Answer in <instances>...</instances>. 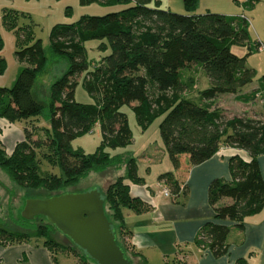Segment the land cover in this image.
<instances>
[{
	"label": "trees",
	"instance_id": "16d2710c",
	"mask_svg": "<svg viewBox=\"0 0 264 264\" xmlns=\"http://www.w3.org/2000/svg\"><path fill=\"white\" fill-rule=\"evenodd\" d=\"M197 1L184 0L189 14L180 15L159 9V0H79L82 6L122 4L127 8L103 16H84L74 24L52 28V52L66 60L68 67L49 86L45 103L33 95L37 80L47 68L42 43L35 40L24 47L32 37L27 30L16 29L17 12L4 9L2 13V25L14 31L16 37L15 58L27 66L12 87H0V118L12 124L22 123L23 132V140L16 143L10 154H6L0 141V170L21 189L58 195L91 172L125 166V175L116 178L102 194L117 243L129 260L126 243L120 242L125 235L122 211L141 213L147 205L132 197L125 183L142 182L137 175L136 159L129 154L110 157L106 151L126 148L132 142L128 117L120 111L122 106L131 108L144 131L161 118L160 136L173 170L161 174L158 180L169 190L170 198L177 200L184 194L187 176L194 166L211 159L221 147H228L246 152L249 160L229 158L230 180L211 181L207 195L215 219H227L235 223L234 228L242 229L244 218L264 208V179L258 161L264 154V118L244 113L228 119L222 109L215 107L219 95L235 96L243 104L254 103L259 94L264 100V75L259 89L240 94L252 83L255 71L246 64L250 52L238 57L232 48L250 43L249 25L243 17L211 12L195 15ZM92 40L106 41L110 53L90 70L84 44ZM2 44L0 38V51ZM255 47H260L258 42ZM191 66L203 69L208 88L196 89L194 77L186 72ZM5 70V60L0 57V76ZM82 76L84 89L93 100L91 104L75 100L77 78ZM42 114L49 128L34 122ZM96 124L101 147L93 154L74 150L71 143L89 134ZM49 168H57L59 174ZM224 199L231 203L218 207L216 204ZM20 219L27 221L19 214L17 224ZM44 222L46 226L24 230L34 229V237L44 239L43 245L50 251L71 250L83 263L89 261L72 244L57 243L50 235L57 230ZM230 231L231 227L226 225L206 222L195 243L208 249L213 257H222L228 251ZM30 237L27 233L12 234L0 229V240L4 242Z\"/></svg>",
	"mask_w": 264,
	"mask_h": 264
},
{
	"label": "crops",
	"instance_id": "0c3cea01",
	"mask_svg": "<svg viewBox=\"0 0 264 264\" xmlns=\"http://www.w3.org/2000/svg\"><path fill=\"white\" fill-rule=\"evenodd\" d=\"M207 2L201 7L203 11L197 10L194 14L211 12L246 19L243 7L246 6V0H209ZM9 6L8 0H0V24H2L3 10L10 9ZM258 43L263 46L260 41ZM258 50L260 51L259 48ZM0 57L4 59L1 53ZM15 60L18 61L14 58L13 63ZM17 65L12 64L16 70L27 66L25 63ZM14 78L13 82L17 75ZM4 84L0 83V85ZM259 88L260 85L240 94H249ZM231 97L236 101L235 96L231 95ZM257 102L261 105L260 110L255 104ZM243 105L245 106L243 113L264 118V100L261 99V94L257 96L254 103ZM0 131L1 144L6 154H10L16 143L23 140L22 123L12 124L0 118ZM148 149V153L141 156L144 160L143 164L153 165V163L164 161L166 155L164 149L150 146ZM233 156H239L245 161L249 160L248 154L242 150L221 147L211 159L194 166L187 176L184 194L180 195L181 200L180 197L177 200L164 197L162 192L164 184L158 180L161 174L172 172L171 164H169L170 168L168 164L164 166V169L157 168L153 177L150 168L146 171L148 175H141L138 165L137 175L142 182L132 183L126 180L125 183L129 186L130 195L144 202L147 210L136 213L124 209L121 223L125 233L122 237L126 241L132 264H264V208L258 214L244 218L243 228L236 229L235 223L227 219L216 220L213 208L208 203L207 194L211 181L230 180L228 162ZM258 161L264 179V154L258 158ZM124 175L125 166H121L115 178ZM230 203V200H221L216 205L219 207ZM210 221L231 227L227 237L228 251L219 258L213 257L208 249L199 248L195 243L200 228ZM2 228L0 220V229ZM77 255L71 250L50 251L43 245L42 239L34 236L25 241L12 243L0 240V264H85Z\"/></svg>",
	"mask_w": 264,
	"mask_h": 264
},
{
	"label": "rangeland",
	"instance_id": "374dc122",
	"mask_svg": "<svg viewBox=\"0 0 264 264\" xmlns=\"http://www.w3.org/2000/svg\"><path fill=\"white\" fill-rule=\"evenodd\" d=\"M10 9L17 12L15 17L16 29L27 30L31 34V40L25 42V46L31 45L35 40H40L44 50V54L47 60L46 72L39 77L36 85L33 89V95L38 101L45 103L48 99V88L53 81L59 78L62 73L67 69L68 63L66 60L57 57L53 54L50 46V33L56 25H69L76 23L81 17L84 16H103L108 13L119 12L127 6L115 5L105 7L103 5L92 4L88 6H82L79 0H8ZM159 9L164 11H170L172 13L187 15V10L184 6V0H159ZM209 0H198V5L195 10L203 11L202 5L208 3ZM242 7V5H241ZM244 12L246 14V20L249 25L251 33L250 43L244 47L235 46L232 48V53L238 57H244L249 52L247 59V67L255 71V77L251 84L244 87L241 93H246V90L258 87L261 84V77L264 75V51L258 50L255 47V43L260 41L264 47V0H246V6ZM151 8H154L152 4ZM194 13V12H193ZM219 14V13H217ZM0 38L2 39L1 54L4 56L6 63V70L2 76L0 83L1 87L10 88L13 86L16 75L18 76L22 68L16 70L12 64L18 66V61L13 60L15 58V35L14 31H8L0 24ZM250 47V51L249 48ZM259 47V49H260ZM86 50L87 61L89 63V69L93 70L95 66L99 64V61L109 55L110 49L106 41L92 40L84 44ZM18 68V67H17ZM194 77L196 81L197 89L204 90L209 87V81L203 69H199L196 66H191L186 72ZM12 79V80H11ZM190 97L195 94L188 93ZM224 99V100H223ZM75 100L81 104L93 103L92 98L86 93L83 86V76L77 78V86L75 89ZM193 102L196 100L191 99ZM215 107L223 108L222 111L226 118L230 119L236 116H242L245 106L243 103L234 101L231 95H219L215 99ZM257 104L258 110H260L259 102ZM121 112L125 113L128 117L129 126L132 131V142L126 148L119 149H106L110 157L124 155L125 153H131L132 158L136 159L137 165H139V171L141 175H148L146 171L150 168L152 171L151 176H154L157 168L164 169V166L168 164L170 168L168 155H165L164 161H159L152 164H143L144 160L142 155L148 153V147L162 148L164 149L159 124L161 118L154 120V122L148 127L147 130L139 128L135 116L129 106H122ZM44 113L45 109H44ZM41 128H49V124L45 119L44 114L37 116L34 119ZM25 127H30L24 124ZM102 139L99 126L96 124L91 132L84 137L78 138L71 143L74 150H82L85 154H93L101 147ZM147 149V150H146ZM145 159V158H144ZM145 161H147L145 159ZM54 174H59L57 168H49ZM118 168L110 167L101 172H91L85 178L81 179L74 187L67 188L63 192L79 193L84 192L92 188H98L105 193L107 188L115 181V177L118 175ZM3 174V175H2ZM49 195L43 190H27L21 189L12 183L9 178L0 170V220L3 228L12 234L24 233L29 234L31 238L34 236V229L25 231L24 229L32 227L46 226V222L42 218L37 217L27 222L19 220L17 224L16 220L19 218V214L24 206L25 200L30 199H46ZM182 197H180L181 200ZM179 200V201H180ZM227 200V199H224ZM107 211V210H106ZM51 237L59 244L64 246H71V243L58 231H51ZM44 241V239H42ZM120 242L125 244L124 238L120 239ZM125 242V243H124ZM85 264H93L91 261H84Z\"/></svg>",
	"mask_w": 264,
	"mask_h": 264
},
{
	"label": "water",
	"instance_id": "95a60500",
	"mask_svg": "<svg viewBox=\"0 0 264 264\" xmlns=\"http://www.w3.org/2000/svg\"><path fill=\"white\" fill-rule=\"evenodd\" d=\"M104 205L102 191L92 188L25 200L20 216L27 221L44 218L93 264H132L117 243Z\"/></svg>",
	"mask_w": 264,
	"mask_h": 264
},
{
	"label": "built area",
	"instance_id": "2783aa9c",
	"mask_svg": "<svg viewBox=\"0 0 264 264\" xmlns=\"http://www.w3.org/2000/svg\"><path fill=\"white\" fill-rule=\"evenodd\" d=\"M260 50L264 51V47H260ZM162 192H163L164 197H167V198L170 197V192L165 187H164V190Z\"/></svg>",
	"mask_w": 264,
	"mask_h": 264
}]
</instances>
